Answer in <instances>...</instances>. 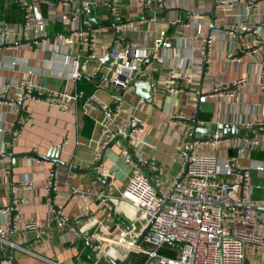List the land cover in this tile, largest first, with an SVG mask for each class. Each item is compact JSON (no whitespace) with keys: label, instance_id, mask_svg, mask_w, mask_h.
<instances>
[{"label":"crops","instance_id":"1","mask_svg":"<svg viewBox=\"0 0 264 264\" xmlns=\"http://www.w3.org/2000/svg\"><path fill=\"white\" fill-rule=\"evenodd\" d=\"M23 1L32 9L30 25L25 30H19L10 41L0 37V87L9 86L6 98L0 103V207L9 206L12 197H18L22 218L44 223L50 219V208L54 206L70 220L69 227L74 229L75 234L66 226L58 227L52 223L49 238L44 236L37 240L32 233L18 228L12 233L14 247L0 243V264H44L40 258L62 264H92L97 242L94 236L114 234L117 227L135 221V210L121 200V193L137 163L122 157L121 140H114L101 149L100 167L92 163L94 141L98 136L95 120H99L101 114L79 111L77 115H71L36 101L15 102L19 83L27 78L40 88L72 94L82 92L84 97L96 94L102 102L111 105L109 94L97 92L92 83L100 74L97 61H89L83 77L73 82L68 79L69 69L62 65L59 55L42 47L36 51L40 40H52L59 34L68 33L72 21L67 9L60 5L59 0ZM95 1L96 5L73 21L74 26L86 30L105 28L101 38L109 42L121 37L135 49L152 48L153 38L163 30L171 44L169 49L159 48L153 63L145 69V75L138 76L139 81L151 88L150 98H142L150 105L149 108L132 110L140 98L135 95L134 88L124 96L126 105L145 124L140 140L149 160L145 171L153 182L158 181L167 187L174 178H181L183 155L186 146H189L194 121L196 128L209 130L208 137L215 134L226 136L219 129L221 126L240 128L242 133L239 135L226 137L241 141L249 135L242 129L245 121L264 119V56L257 54L245 57L241 62H230L228 56L244 55L253 45V39L240 29L234 36L223 32L224 26L239 28L243 22H248L261 28L258 38L264 42V5L246 10L247 0H234V10L222 13L211 0H164L152 21L151 9L129 10V4L136 0H120L116 5L111 0ZM113 6L116 16L110 12ZM23 23L19 2L0 0V24L16 25L20 29ZM199 26L201 36L210 37L205 57L206 45L197 34ZM21 44L27 46L11 49ZM12 60L17 64L13 66ZM102 65H106V61ZM27 71H31L28 77ZM178 72L188 75L191 84L177 82V91L170 93L164 86V79ZM240 77L246 78L248 85L234 98H208L199 103V97L207 95L213 86ZM10 102H15V105L11 106ZM175 112L187 118L184 125L171 124L170 117ZM17 131L19 134L15 136ZM252 133L259 139L260 145L256 150H247L238 163L242 167L251 166L249 199L263 204L264 170L259 172L253 166L261 164L264 167V132ZM65 139L70 142L62 147ZM209 139L195 142L192 153L224 155L225 149L208 148L201 144ZM78 141L84 142L85 146L76 145ZM178 148L181 153L175 157L173 152ZM226 152L230 157L236 156V150L231 147ZM49 170L56 171L57 179L56 192L51 194L45 191ZM25 181L31 183L30 191L19 187ZM74 189L83 191L84 195H74ZM98 194L108 197L107 207ZM260 214L264 218V210ZM73 218H77V224L73 223ZM5 219L0 215V227ZM139 245L147 247L143 240ZM113 250V259L109 261L121 264L127 254L118 247ZM253 251L258 252L248 247L247 259ZM108 259L103 257L100 263L111 264ZM136 260L137 257L132 255L127 264H135Z\"/></svg>","mask_w":264,"mask_h":264},{"label":"built area","instance_id":"2","mask_svg":"<svg viewBox=\"0 0 264 264\" xmlns=\"http://www.w3.org/2000/svg\"><path fill=\"white\" fill-rule=\"evenodd\" d=\"M23 10L24 23L17 28L16 25L0 24V37L10 39L19 30H25L30 25L31 7L23 0H17ZM114 5L120 0H111ZM164 0H136L129 4V10L135 12L151 9L153 18L163 5ZM215 7L222 13L234 10V0H211ZM61 6L66 8L71 18V27L67 34H59L49 40L44 38L37 42L36 51L43 48L54 55H59L63 66L69 70L67 77L76 82L85 73L86 64L89 61H97L99 76L92 80L96 91H104L109 94L111 105L102 102L96 94L84 97L82 92L70 93L38 87L27 78L19 83L15 94V102L21 104L24 100L36 101L58 110L61 113L77 115L99 113L102 116L95 120L98 136L95 142L93 164L101 166L100 153L114 140H121L123 148L122 157L126 161L134 160L137 163L135 170L129 177L121 200L135 210V221L128 225L117 227L114 234L94 236L97 241L94 246L95 258L92 264H101V258L113 259V248L118 247L126 254L131 253L137 257L135 264L140 259L143 264H245L247 249L264 250V218L256 209L264 210L263 204L250 201V174L249 168L242 167L238 163L247 150H256L260 141L253 135V131L264 132V119L248 120L242 125L249 135L239 141L236 138H228L215 134L209 140L201 142L204 146L213 149H225L229 147L236 150V156L230 157L227 152L218 156L210 153H191L186 172L183 178H174L170 185L163 187L158 181L153 182L145 171L149 160L145 157L140 136L144 132V122L133 111L149 108L142 98H139L133 106V111L126 105L124 96L128 94L133 84L140 82L139 75H145V69L149 68L156 58L159 48L169 49L171 44L167 40L165 31H160L153 38L152 48H131L121 37H116L107 42L101 36L105 28L94 30L79 28L73 25V21L92 6L95 0H59ZM258 5H264V0H247L246 10H255ZM112 15L116 16L115 7L110 8ZM135 15V14H134ZM240 29L241 32L253 39V45L242 56L229 55L230 62H241L245 57L253 55L264 56V42L258 38L260 27L252 26L248 22L238 28L228 25L223 27L226 35L234 36ZM197 34L203 44H210V37L201 36V28L197 27ZM7 40V41H8ZM8 41V43H9ZM26 44L16 45L11 49L17 50ZM76 51V54L70 52ZM80 56L83 61L80 62ZM106 58V65H102ZM101 62V63H100ZM11 64L16 65L12 60ZM31 71H27V77ZM191 78L178 72L170 74L164 79V86L170 93H175L177 82L191 84ZM248 85L246 78L240 77L229 83H221L212 87L207 95L199 97V102L208 98H222L230 100ZM8 84L0 87V103L6 98ZM15 102H10L11 106ZM187 118L180 112H175L170 117L173 126L184 125ZM189 129V126L186 127ZM19 132H15V136ZM139 138V139H138ZM137 141L135 144L134 142ZM70 141L65 139L61 146H66ZM76 145L85 146L82 141ZM186 149L188 147L186 146ZM181 150L176 149L173 155L177 157ZM253 168L259 172L264 170L261 164ZM104 172V170H101ZM107 175L108 173L105 172ZM22 190L30 191L31 183L25 181L19 184ZM56 171L49 170L46 175L45 191L47 194L56 192ZM72 193L82 197L83 191L74 189ZM103 205L107 207L108 197L98 194ZM112 201V200H110ZM21 201L18 197H12L9 206L0 207V215L5 219L0 227V243L14 247L12 233L18 228L24 232L33 234L34 239H41L49 233L52 223L58 227H69L70 220L61 215V212L51 206V216L47 222L38 223L34 220H24L20 211ZM77 224V218L72 219ZM148 228L143 238L147 247L135 244L137 236L142 230ZM164 250L167 253H162ZM113 251V254L111 252ZM29 253V252H26ZM44 264H62L52 260H46ZM111 264L115 262L109 261Z\"/></svg>","mask_w":264,"mask_h":264},{"label":"water","instance_id":"3","mask_svg":"<svg viewBox=\"0 0 264 264\" xmlns=\"http://www.w3.org/2000/svg\"><path fill=\"white\" fill-rule=\"evenodd\" d=\"M96 23H98V22H96ZM104 61H106V58L103 60V62ZM133 88H134V91H135V95L137 97L144 98V99L150 98L151 88H150V86L148 84H145V82H143V81L136 82V83L133 84ZM219 129L226 136H232V135L235 136V135H239V133H242V130L240 128L235 127V126L231 127V128L222 127L221 126ZM208 134H209V130L204 129V128H196V122L195 121L193 122L192 133H191V136H190V139H189V146H188V149L184 152V155H183L184 156V170H183L181 178H183V176H184V174L186 172V168H187L191 153H192V151L194 149L195 142H197L200 139H209V138H211V137H208ZM256 210L259 211V212L261 211L260 209H256ZM148 228H149V226L142 231L140 236L136 239L135 244L139 245V243L143 240L144 236L148 232ZM131 256H132L131 253L127 254L125 260L121 264H127L129 259L131 258Z\"/></svg>","mask_w":264,"mask_h":264},{"label":"rangeland","instance_id":"4","mask_svg":"<svg viewBox=\"0 0 264 264\" xmlns=\"http://www.w3.org/2000/svg\"><path fill=\"white\" fill-rule=\"evenodd\" d=\"M212 132H213V130H212ZM247 257H246L245 264H264V250L259 251L257 253L255 251H253L251 254V257L248 259H247ZM144 262H145L144 260L140 259L138 264H143ZM149 264H152V262H150Z\"/></svg>","mask_w":264,"mask_h":264},{"label":"trees","instance_id":"5","mask_svg":"<svg viewBox=\"0 0 264 264\" xmlns=\"http://www.w3.org/2000/svg\"><path fill=\"white\" fill-rule=\"evenodd\" d=\"M81 84H83V83H81ZM161 252H162V253H165V254L167 253V252H166V251H164V250H162Z\"/></svg>","mask_w":264,"mask_h":264}]
</instances>
